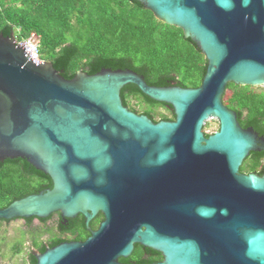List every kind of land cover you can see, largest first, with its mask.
Listing matches in <instances>:
<instances>
[{
  "label": "water",
  "instance_id": "water-1",
  "mask_svg": "<svg viewBox=\"0 0 264 264\" xmlns=\"http://www.w3.org/2000/svg\"><path fill=\"white\" fill-rule=\"evenodd\" d=\"M140 1L202 49L199 87L122 68L69 79L0 34V163L25 158L53 181L0 207V219L84 215L91 235L34 250L37 264H128L136 244L163 254L153 264H264V174L241 170L264 136L225 102L230 82L264 85V0ZM131 83L176 119L125 105ZM209 119L220 127L206 135Z\"/></svg>",
  "mask_w": 264,
  "mask_h": 264
},
{
  "label": "trees",
  "instance_id": "trees-1",
  "mask_svg": "<svg viewBox=\"0 0 264 264\" xmlns=\"http://www.w3.org/2000/svg\"><path fill=\"white\" fill-rule=\"evenodd\" d=\"M33 33L39 38L42 58L69 79L80 70L94 74L103 68H122L137 71L151 85L199 87L207 73L208 60L199 45L182 28L159 20L140 0H0V34L22 41ZM257 87L230 82L225 102L238 112L243 127H254L264 136V89ZM122 97L129 108L156 122L176 119L172 105L152 99L136 84L124 86ZM241 170L264 174V151H252ZM52 186L51 177L25 158L0 163V207ZM55 216L59 234L46 243L33 240L29 264H37L34 250L44 252L48 246L91 235L82 214L66 223L58 214L38 219L48 222ZM21 219L30 225L36 217ZM103 219L99 213L90 227L97 229ZM11 221L0 219V223ZM159 259H164L160 251L136 244L133 254L120 260L153 264Z\"/></svg>",
  "mask_w": 264,
  "mask_h": 264
},
{
  "label": "rangeland",
  "instance_id": "rangeland-1",
  "mask_svg": "<svg viewBox=\"0 0 264 264\" xmlns=\"http://www.w3.org/2000/svg\"><path fill=\"white\" fill-rule=\"evenodd\" d=\"M257 89H264V85ZM230 92L228 90L227 94ZM159 110L165 112L164 108ZM219 127L216 119H209L204 130L211 134L219 130ZM57 219V216L48 222L35 219L30 225L21 218L7 224L0 223V264H29V254L34 249L33 240L47 241L59 234Z\"/></svg>",
  "mask_w": 264,
  "mask_h": 264
},
{
  "label": "built area",
  "instance_id": "built-area-1",
  "mask_svg": "<svg viewBox=\"0 0 264 264\" xmlns=\"http://www.w3.org/2000/svg\"><path fill=\"white\" fill-rule=\"evenodd\" d=\"M17 42L22 45L26 53L37 63H41L44 59L41 56L39 38L36 33H33L29 38L22 41L17 39Z\"/></svg>",
  "mask_w": 264,
  "mask_h": 264
},
{
  "label": "flooded vegetation",
  "instance_id": "flooded-vegetation-1",
  "mask_svg": "<svg viewBox=\"0 0 264 264\" xmlns=\"http://www.w3.org/2000/svg\"><path fill=\"white\" fill-rule=\"evenodd\" d=\"M264 151V150H263ZM247 160V159H246ZM49 188V187H48ZM47 189V188H46ZM55 215H60L61 216V214H60V212H58V213H54ZM36 219H38V218H36ZM44 243H46L45 241H43ZM46 245H49V244H46ZM146 256H148V252L145 254V256H144V258L146 257ZM148 258V257H147ZM163 259H159L157 262H160V261H162Z\"/></svg>",
  "mask_w": 264,
  "mask_h": 264
}]
</instances>
